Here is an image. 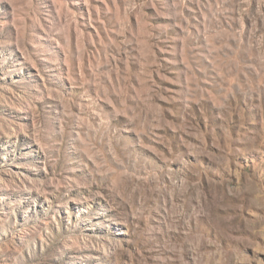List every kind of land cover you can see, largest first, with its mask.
Here are the masks:
<instances>
[{"label":"rangeland","instance_id":"374dc122","mask_svg":"<svg viewBox=\"0 0 264 264\" xmlns=\"http://www.w3.org/2000/svg\"><path fill=\"white\" fill-rule=\"evenodd\" d=\"M0 264H264V0H0Z\"/></svg>","mask_w":264,"mask_h":264},{"label":"bare ground","instance_id":"6f19581e","mask_svg":"<svg viewBox=\"0 0 264 264\" xmlns=\"http://www.w3.org/2000/svg\"><path fill=\"white\" fill-rule=\"evenodd\" d=\"M18 109V108H17Z\"/></svg>","mask_w":264,"mask_h":264}]
</instances>
